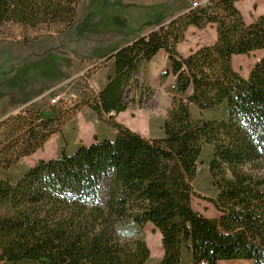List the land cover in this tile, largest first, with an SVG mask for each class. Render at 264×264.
I'll list each match as a JSON object with an SVG mask.
<instances>
[{"label": "trees", "instance_id": "obj_1", "mask_svg": "<svg viewBox=\"0 0 264 264\" xmlns=\"http://www.w3.org/2000/svg\"><path fill=\"white\" fill-rule=\"evenodd\" d=\"M238 1H197L107 55L111 70L92 109L103 116L140 105L151 93L148 65L165 50L170 65L159 77L173 76L169 118L160 135L142 138L110 115L113 136L0 176L2 264H147L149 247L133 233L147 223L161 234L157 264H264V13L247 22ZM79 3L0 0V34L66 29ZM208 25L214 44L177 51L190 26ZM254 51L263 55L243 76L231 58ZM53 119L33 106L0 119V169L41 148ZM206 150L217 218L192 205Z\"/></svg>", "mask_w": 264, "mask_h": 264}, {"label": "rangeland", "instance_id": "obj_2", "mask_svg": "<svg viewBox=\"0 0 264 264\" xmlns=\"http://www.w3.org/2000/svg\"><path fill=\"white\" fill-rule=\"evenodd\" d=\"M194 1L205 0H80L75 23L63 30H23L14 26L0 34V119L25 107H39L50 115L56 126L43 146L22 156L9 169H0L1 177L15 178L39 159L56 157L61 150L73 151L79 144L111 137L116 130L110 115L99 116L91 107L93 97L105 84L110 73L108 54L133 38L168 22L187 10ZM237 7L251 22L264 13V0H239ZM216 41L214 25L190 26L177 51L186 56L201 46ZM263 51L231 58L232 67L248 76ZM170 65L168 54L160 50L150 61L146 77L151 93L143 102L115 113L113 120L146 137L161 133L164 110L171 106L170 86L173 76L162 81L159 74ZM62 94L56 103L50 99ZM194 117L201 114L192 108ZM203 116H208L204 112ZM208 151L202 156L194 181L196 196L193 207L208 217L219 216L211 202L216 195L207 166ZM133 233L142 237L150 250L147 264H157L163 255L161 234L151 223ZM0 264L2 262L0 261ZM184 264H192L188 257ZM219 264H252L249 260L220 261Z\"/></svg>", "mask_w": 264, "mask_h": 264}, {"label": "built area", "instance_id": "obj_3", "mask_svg": "<svg viewBox=\"0 0 264 264\" xmlns=\"http://www.w3.org/2000/svg\"><path fill=\"white\" fill-rule=\"evenodd\" d=\"M197 1H194L193 2V6H195V5H197ZM61 98H63V95L62 94H56L54 97H52L51 99H50V102L53 104V103H56V102H58Z\"/></svg>", "mask_w": 264, "mask_h": 264}, {"label": "clouds", "instance_id": "obj_4", "mask_svg": "<svg viewBox=\"0 0 264 264\" xmlns=\"http://www.w3.org/2000/svg\"><path fill=\"white\" fill-rule=\"evenodd\" d=\"M169 116H170V112H169L168 110H164V111L162 112V115H161L160 118H162V119H168ZM141 136H142V138H144L142 134H141Z\"/></svg>", "mask_w": 264, "mask_h": 264}, {"label": "water", "instance_id": "obj_5", "mask_svg": "<svg viewBox=\"0 0 264 264\" xmlns=\"http://www.w3.org/2000/svg\"><path fill=\"white\" fill-rule=\"evenodd\" d=\"M113 114H114L113 112L109 113V115H113Z\"/></svg>", "mask_w": 264, "mask_h": 264}]
</instances>
